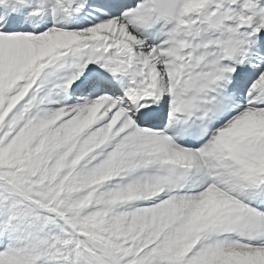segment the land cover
I'll return each instance as SVG.
<instances>
[{"label":"snow or ice","instance_id":"snow-or-ice-1","mask_svg":"<svg viewBox=\"0 0 264 264\" xmlns=\"http://www.w3.org/2000/svg\"><path fill=\"white\" fill-rule=\"evenodd\" d=\"M0 264H264V0H0Z\"/></svg>","mask_w":264,"mask_h":264}]
</instances>
